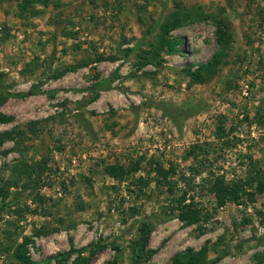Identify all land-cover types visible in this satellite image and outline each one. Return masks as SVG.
<instances>
[{
    "label": "rangeland",
    "instance_id": "obj_1",
    "mask_svg": "<svg viewBox=\"0 0 264 264\" xmlns=\"http://www.w3.org/2000/svg\"><path fill=\"white\" fill-rule=\"evenodd\" d=\"M0 118V264H264V0H0Z\"/></svg>",
    "mask_w": 264,
    "mask_h": 264
},
{
    "label": "trees",
    "instance_id": "obj_2",
    "mask_svg": "<svg viewBox=\"0 0 264 264\" xmlns=\"http://www.w3.org/2000/svg\"><path fill=\"white\" fill-rule=\"evenodd\" d=\"M178 25H180V22L177 19L176 20L174 19L173 21H166L163 25L160 26V29L164 34H167L170 29H173ZM217 33L219 35V42L221 41V39H223L224 43H226L227 41L225 39V34L221 29V26L218 27ZM223 41H221L220 43H223ZM163 43H165L166 48L169 51L172 50L174 45L162 41L161 48L163 47ZM172 43L174 44V42ZM219 62H220V55H216L213 58V60L210 61L207 65L201 66L200 71L209 70L213 66L217 65ZM61 75L62 73L56 74L54 76V79L60 77ZM190 76L192 77L193 81L197 83L204 81L203 75L200 74L199 72H197L196 75L191 74ZM26 95L28 94H24V96ZM0 119L2 121H6L3 118ZM217 133L220 135L221 130L219 129ZM110 170L113 173L114 178L118 180L125 179L126 175H128L129 173V171L125 170L123 167H111ZM169 175L170 174L168 172H164L163 170L159 173V177L162 179V181L167 180ZM142 181H143L142 179H139L138 183H141ZM254 181H256L255 185H253ZM7 190H8L7 187H3L0 185V196L5 195L7 193ZM213 191L217 194V199H218L217 201L219 206H223L228 202H237L239 199L243 197L246 198L249 202L253 203L255 201V196L264 192V180L261 178L258 179L255 178V180L254 179L246 180L245 185L244 183L240 182V184L237 185L233 184L229 186L227 183L224 182L223 178H219L216 179L215 182L213 183ZM181 199L182 201L179 203L178 207L176 208V210L179 212V219L187 224L200 222L202 216L200 214V210L196 207V205L193 203L184 204L186 200L185 194H183ZM206 219L207 218L203 217L204 221H206ZM138 232H139V239L141 245H145L147 243L148 236L151 232V227L146 224H142ZM90 247L91 245L80 248L78 250L72 249L68 253V255L76 254V253L82 254L83 252H86L88 249H90ZM114 252L116 254V258L121 259L122 257L121 251L118 248H115ZM17 258L19 259L20 263L22 264L27 263V260L25 259L24 255L18 254ZM189 259L190 260L189 262H187V264H199L197 263V261L194 260V258L192 259V257H189ZM172 264H183V263L180 261L178 257H174L172 260Z\"/></svg>",
    "mask_w": 264,
    "mask_h": 264
}]
</instances>
